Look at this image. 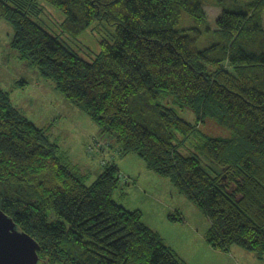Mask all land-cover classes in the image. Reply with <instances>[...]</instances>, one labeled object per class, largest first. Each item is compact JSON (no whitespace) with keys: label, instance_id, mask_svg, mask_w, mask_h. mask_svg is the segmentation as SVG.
<instances>
[{"label":"trees","instance_id":"trees-1","mask_svg":"<svg viewBox=\"0 0 264 264\" xmlns=\"http://www.w3.org/2000/svg\"><path fill=\"white\" fill-rule=\"evenodd\" d=\"M43 1L64 15L61 33L75 37L104 22L114 28L112 39L82 59L52 35L55 23L40 25ZM204 2L0 0V20L13 27L9 47L18 59L97 126L87 146L92 139L110 140L119 154L136 155L202 214L209 248H239L260 260L264 0H217L221 14L214 28ZM184 15L197 27L178 29ZM162 94L196 111V125L159 104ZM205 118L226 128L230 138L199 134L191 155H182ZM64 154L0 88V210L38 244L40 263L186 264L144 224L141 211L113 199L120 180L112 159L102 156L88 185V175ZM168 221L184 219L177 212Z\"/></svg>","mask_w":264,"mask_h":264},{"label":"rangeland","instance_id":"rangeland-1","mask_svg":"<svg viewBox=\"0 0 264 264\" xmlns=\"http://www.w3.org/2000/svg\"><path fill=\"white\" fill-rule=\"evenodd\" d=\"M204 1L205 4L203 3V5L206 17L209 19L211 28H214L215 19L219 16L218 14L221 12V9L218 6L215 7L217 0ZM41 5L44 14L41 15L42 21H40V25L45 27L44 22L50 24V26L55 23L56 29L51 32L52 35L56 36L70 51L84 60L99 54L102 40L109 41L110 38L112 39L114 28L107 26L104 22L92 23L86 30L75 37L61 33L57 26L65 19L64 15L44 1L41 2ZM185 27H197L194 26L193 20L187 15L182 17L178 29ZM13 33V27L0 20V88L8 93L11 104L37 127L46 130L48 140L59 146L60 150L67 154L72 162H75L76 167L83 174L88 175V185H90L101 169L100 163L102 162L103 155L106 156V161L112 159L117 169L120 168L115 160L118 154L113 149L116 144L114 142L111 144L98 139H92L87 146L86 134L96 129L97 126L84 113L75 108H68L72 106H65L64 102L61 103L63 100L62 96L54 90L50 82L43 79L35 68L18 59L16 53L9 47ZM197 45L199 49L204 48V44L202 43H197ZM13 79L17 83V86L12 87ZM158 102L165 108L175 112L179 118H182L192 126L196 125L198 113L187 106L179 105L172 95L162 94ZM199 134L211 139H225L231 136L226 128L220 126L210 118H205L203 123H199L198 130L188 139L186 147H181L180 152L182 155H191L195 148L193 145ZM107 149L111 152V155L107 153ZM130 157L138 159L134 154H130ZM140 161L142 160L140 159ZM118 174L120 180L119 188L113 194V199L117 204L122 206L129 205V210H142V220L155 230H158V228L151 224L155 222L156 216V224L162 223V226L158 227H167L164 229V233L168 232L170 236L178 238L180 236L181 239H184L183 235L187 238L194 237V233L188 228V225L170 223L168 215H175L179 212L193 225L197 224V215L203 221L205 218L168 180L158 178L157 176V179H161L159 182L147 179V185L145 187L142 185L140 191H136L132 186L131 192L126 194L129 196L119 197L118 193L128 189L129 186L121 185V182L127 183L129 180L119 170ZM164 181L171 186L172 190H169ZM155 189L157 191L154 192ZM163 204H166L170 209L166 215L165 212H160ZM158 213L159 216L157 215ZM204 222L206 223V221ZM198 245L199 243L193 239L192 243L188 246V250L191 254H195L198 260L207 259V255L199 250ZM235 249L244 255L255 256L257 258L255 253H248L239 248H231V251ZM251 259L247 258V256H238L234 258V264H264V261L258 262V258L257 262L253 263ZM189 263L195 264L194 257L189 258Z\"/></svg>","mask_w":264,"mask_h":264},{"label":"crops","instance_id":"crops-1","mask_svg":"<svg viewBox=\"0 0 264 264\" xmlns=\"http://www.w3.org/2000/svg\"><path fill=\"white\" fill-rule=\"evenodd\" d=\"M220 14H221V12L218 15H220ZM13 81H14V79H13ZM62 102L63 101H61V103ZM63 104H65V106H70V105H66L67 103H63ZM68 108H71V107H68ZM97 133H98L97 128L93 129L91 132L87 133L86 134L87 135L86 136V142L88 143L89 139H91L94 136L96 137ZM108 142L112 144V142L110 140ZM113 149H115L118 152L117 158L115 159L118 163V167H120V168H118V170L120 172H122L126 177H128V180H129L126 183L127 186L129 185L128 189L119 192L118 193L119 197L129 196L126 194L131 192L132 186L134 187V189L136 191H140V188H142V185H144V187H145V185H147V181H148L147 179H152L155 182H159V180H161V179H157L155 174L148 171L145 168L143 162L140 161V159L130 157V154L129 155L119 154L120 152H119V149L116 145H114ZM64 155L67 157V159L73 165H75V162H72V160H70V158L67 156V154H64ZM100 170H99V172H100ZM164 182L169 187V190H172L171 186L166 181H164ZM155 191H157V189H155L154 192ZM142 194L145 195L144 193H142ZM128 206L129 205H125L124 207H126L127 209H130ZM135 210H138V209H135ZM139 211H141V213H142V210H139ZM161 211L165 212V215H166L167 211H170V209L166 206V204H163L160 212ZM157 215L159 216V213ZM142 217H143V214H142ZM183 219H184L183 223H180V224H182L184 226L188 225V228L194 233L195 238L194 237L193 238H187L185 235H183L184 239L183 238L181 239L180 236L178 238V237L170 236L168 232L164 233V229L167 227H158V226H162V223L159 222L156 224V216H155V222L152 223L151 225H155V227H157L158 230L151 228L148 224L145 223V221H143V222L150 229H152L156 233H158V235L162 238L164 243L167 246H169L177 254V256L186 264H190L189 258H192V257H194V259H195V264H234V261H235L234 258L238 257V256H240V257L247 256V258H252L251 259L252 263L257 262V258L255 256L250 257V255H244L243 253L239 252L236 249L234 251H231V249H230L229 252H227V253H222V252H217V251L212 250L211 248H209V246L205 242V239H204L205 230L208 228V225L201 219V217L199 218V216L197 215V219H198L196 221L197 224H194V225L190 224L184 217H183ZM193 239H195L196 242L199 243V245L197 247L199 248V250L203 251L207 255V259L198 260L195 256V254L190 253V251L188 250V246L190 243H192ZM262 261H264V257H263V259H260L258 262H262Z\"/></svg>","mask_w":264,"mask_h":264},{"label":"water","instance_id":"water-1","mask_svg":"<svg viewBox=\"0 0 264 264\" xmlns=\"http://www.w3.org/2000/svg\"><path fill=\"white\" fill-rule=\"evenodd\" d=\"M38 244L0 210V264H42Z\"/></svg>","mask_w":264,"mask_h":264}]
</instances>
